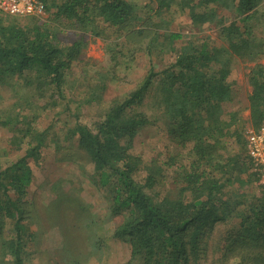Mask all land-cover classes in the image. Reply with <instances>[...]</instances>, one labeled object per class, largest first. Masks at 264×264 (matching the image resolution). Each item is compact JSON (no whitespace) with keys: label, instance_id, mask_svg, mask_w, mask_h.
I'll return each mask as SVG.
<instances>
[{"label":"trees","instance_id":"16d2710c","mask_svg":"<svg viewBox=\"0 0 264 264\" xmlns=\"http://www.w3.org/2000/svg\"><path fill=\"white\" fill-rule=\"evenodd\" d=\"M263 1L42 0L47 20L0 13V129L10 135L3 154L18 156L6 168L0 164V264H26L35 240L27 222V196L35 181L30 161L39 159L50 136L48 128L39 129L38 113L61 116L68 74L93 38L105 43L111 71L130 70L140 56L179 51L160 80L152 68L140 88L113 101L93 128L76 119L65 132L92 167L89 179L110 192L112 215L123 216L113 235L130 243L129 264H203L211 233L230 216L240 223L225 239L223 257L236 264H264V189L247 209L235 210L246 202H229L228 186L246 183L243 175L257 182L259 177L248 155L246 163L240 155L221 153L225 138L244 144L243 129L237 126L241 112L224 116V104H233L238 96L230 80L235 58L254 64L250 122L255 131L264 127V39L258 36ZM186 13L196 27H219L227 45L210 49L203 40L162 32L170 23L167 18ZM97 73L98 79L82 84L81 90L91 89L89 102L99 99L108 78ZM151 89L173 141L187 149L189 164L180 167L172 195L158 192L159 168L145 165L134 152L135 138L150 125L140 108Z\"/></svg>","mask_w":264,"mask_h":264},{"label":"rangeland","instance_id":"374dc122","mask_svg":"<svg viewBox=\"0 0 264 264\" xmlns=\"http://www.w3.org/2000/svg\"><path fill=\"white\" fill-rule=\"evenodd\" d=\"M142 4L144 0H136ZM218 14L223 8H217ZM46 11V10H45ZM261 22L258 25V36L264 39V1L258 10ZM34 19L47 20L45 12L40 17H25L26 21ZM168 24L164 31H173L185 37L203 40L210 49L226 46L220 36L219 27L215 24L201 28L192 24L188 13L178 18L166 19ZM163 23L160 24L162 26ZM178 49V48H177ZM160 52V51H158ZM177 52L154 53L150 57L140 56L130 70L117 69L112 71L106 46L100 39L93 38L83 50L81 60L68 74L66 102L59 108L61 116L52 111H40L42 117L39 123L41 131H49L47 145L41 149L38 160L30 161L35 181L29 189L27 207L28 220L35 240L28 249L26 264H129L132 259L130 243L114 238V231L123 221V216H114L110 211L112 200L108 189L100 190L89 179L93 171L76 145L72 146L66 140L65 132L73 126L76 119L84 125L93 128L109 105L123 99L127 94L138 90L143 80L153 73L160 80L162 72L169 64L176 61ZM231 81L238 93L233 104H224L226 119L239 110L241 121L237 126L243 129L244 144H238L235 139H224L221 153L232 157L240 155V162L246 160V136L252 129L249 112V96L252 87L249 75L254 64L239 58L232 60ZM264 64V59L261 62ZM110 71V73L108 72ZM108 78L99 94V99L91 100V89L81 90L82 84L92 81L99 74ZM96 74V76H95ZM98 74V75H97ZM96 79V80H97ZM95 80V81H96ZM88 84V83H87ZM4 90H8L5 88ZM85 92V93H84ZM7 97V95H6ZM154 89L149 90L143 102L141 111L150 119V125L145 128L134 141V152L142 162L152 169L159 168L158 192L172 195L177 192V173L181 166H188L187 149H182L173 141L169 130L170 123L164 111L158 108L154 99ZM81 100H85L83 104ZM4 106V104H3ZM58 120V121H57ZM52 128H49L51 124ZM54 139L59 140V146ZM10 135L0 129V164L6 168L18 156L7 158L5 148L9 145ZM71 146V147H70ZM20 155V154H18ZM244 184L232 183L226 189L227 198L233 204L246 202V205H235V210L244 211L253 198L261 196L262 189L253 177L243 175ZM234 207H232L233 209ZM247 209V208H246ZM240 223L239 217L230 216L226 222H219L204 246L203 264H236L232 258H224L223 243L227 236L234 232ZM228 259V260H227Z\"/></svg>","mask_w":264,"mask_h":264},{"label":"built area","instance_id":"2783aa9c","mask_svg":"<svg viewBox=\"0 0 264 264\" xmlns=\"http://www.w3.org/2000/svg\"><path fill=\"white\" fill-rule=\"evenodd\" d=\"M0 13L18 17H40L45 13L42 0H0ZM247 155L252 162V172L259 177V186L264 189V127L251 129L246 136Z\"/></svg>","mask_w":264,"mask_h":264}]
</instances>
